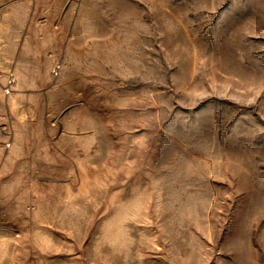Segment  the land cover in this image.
Returning <instances> with one entry per match:
<instances>
[{
	"label": "rangeland",
	"instance_id": "374dc122",
	"mask_svg": "<svg viewBox=\"0 0 264 264\" xmlns=\"http://www.w3.org/2000/svg\"><path fill=\"white\" fill-rule=\"evenodd\" d=\"M37 2L0 264H264V0Z\"/></svg>",
	"mask_w": 264,
	"mask_h": 264
},
{
	"label": "crops",
	"instance_id": "0c3cea01",
	"mask_svg": "<svg viewBox=\"0 0 264 264\" xmlns=\"http://www.w3.org/2000/svg\"><path fill=\"white\" fill-rule=\"evenodd\" d=\"M37 4V0H0V69H12L22 56L40 54L35 45ZM29 61L23 58V63Z\"/></svg>",
	"mask_w": 264,
	"mask_h": 264
},
{
	"label": "built area",
	"instance_id": "2783aa9c",
	"mask_svg": "<svg viewBox=\"0 0 264 264\" xmlns=\"http://www.w3.org/2000/svg\"><path fill=\"white\" fill-rule=\"evenodd\" d=\"M57 69H59V66L53 69L54 74H57ZM15 82H16L15 77L12 74H9L6 82V87L4 90L6 94H10L12 92V88L15 85Z\"/></svg>",
	"mask_w": 264,
	"mask_h": 264
}]
</instances>
